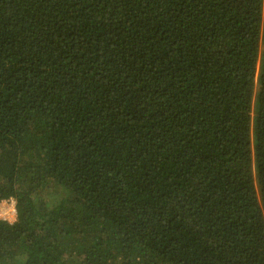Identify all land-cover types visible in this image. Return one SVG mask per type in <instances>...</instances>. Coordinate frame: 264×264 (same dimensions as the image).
Segmentation results:
<instances>
[{
  "label": "trees",
  "instance_id": "obj_1",
  "mask_svg": "<svg viewBox=\"0 0 264 264\" xmlns=\"http://www.w3.org/2000/svg\"><path fill=\"white\" fill-rule=\"evenodd\" d=\"M0 264H264V0H0Z\"/></svg>",
  "mask_w": 264,
  "mask_h": 264
},
{
  "label": "rangeland",
  "instance_id": "obj_2",
  "mask_svg": "<svg viewBox=\"0 0 264 264\" xmlns=\"http://www.w3.org/2000/svg\"><path fill=\"white\" fill-rule=\"evenodd\" d=\"M0 218L12 223L15 220V211L12 200L0 202Z\"/></svg>",
  "mask_w": 264,
  "mask_h": 264
},
{
  "label": "built area",
  "instance_id": "obj_3",
  "mask_svg": "<svg viewBox=\"0 0 264 264\" xmlns=\"http://www.w3.org/2000/svg\"><path fill=\"white\" fill-rule=\"evenodd\" d=\"M13 203V202H12ZM14 206V205H13Z\"/></svg>",
  "mask_w": 264,
  "mask_h": 264
}]
</instances>
